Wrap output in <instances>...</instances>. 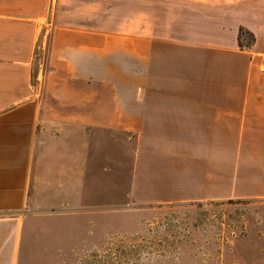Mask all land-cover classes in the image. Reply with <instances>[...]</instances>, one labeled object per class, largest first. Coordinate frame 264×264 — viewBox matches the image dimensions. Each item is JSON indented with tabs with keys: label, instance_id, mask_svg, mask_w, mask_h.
Wrapping results in <instances>:
<instances>
[{
	"label": "crops",
	"instance_id": "obj_1",
	"mask_svg": "<svg viewBox=\"0 0 264 264\" xmlns=\"http://www.w3.org/2000/svg\"><path fill=\"white\" fill-rule=\"evenodd\" d=\"M47 24L147 30L143 101L133 84L126 101L102 91L90 108L81 93L60 113L42 104L32 64ZM133 40L78 45L103 55ZM89 127L134 135L131 204L264 198V0H0V264H20L29 205L69 206L73 188L83 196Z\"/></svg>",
	"mask_w": 264,
	"mask_h": 264
},
{
	"label": "rangeland",
	"instance_id": "obj_2",
	"mask_svg": "<svg viewBox=\"0 0 264 264\" xmlns=\"http://www.w3.org/2000/svg\"><path fill=\"white\" fill-rule=\"evenodd\" d=\"M102 34L120 41L135 38L137 44L116 42L104 46L103 55L94 45H78L80 37ZM145 39L147 30L43 26L32 64L39 100L60 113V102L78 100L81 93L88 96L90 108L102 91L105 98L113 91L117 100L131 99L126 89L134 84L135 101H143ZM112 77L114 85L107 83ZM88 133L83 196L73 188L69 206L27 207L34 221L24 231L20 264H264V198L131 204L127 193L134 135L90 127Z\"/></svg>",
	"mask_w": 264,
	"mask_h": 264
},
{
	"label": "trees",
	"instance_id": "obj_3",
	"mask_svg": "<svg viewBox=\"0 0 264 264\" xmlns=\"http://www.w3.org/2000/svg\"><path fill=\"white\" fill-rule=\"evenodd\" d=\"M243 39H244V43H243ZM253 41V37L249 34V33H247V32H245V31H243V30H239V34H238V43H239V46L240 47H242V46H248V45H250V43Z\"/></svg>",
	"mask_w": 264,
	"mask_h": 264
}]
</instances>
